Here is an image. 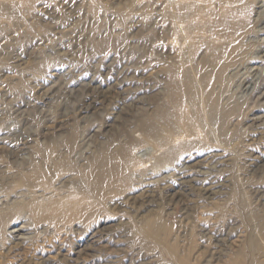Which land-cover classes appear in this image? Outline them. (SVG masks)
Listing matches in <instances>:
<instances>
[{"label": "rangeland", "instance_id": "rangeland-1", "mask_svg": "<svg viewBox=\"0 0 264 264\" xmlns=\"http://www.w3.org/2000/svg\"><path fill=\"white\" fill-rule=\"evenodd\" d=\"M57 140L48 191L17 197ZM0 147V264H264V0H0ZM104 148L123 177L77 193Z\"/></svg>", "mask_w": 264, "mask_h": 264}, {"label": "bare ground", "instance_id": "bare-ground-1", "mask_svg": "<svg viewBox=\"0 0 264 264\" xmlns=\"http://www.w3.org/2000/svg\"><path fill=\"white\" fill-rule=\"evenodd\" d=\"M263 2V1H262ZM214 53V52H213ZM218 59L216 57L213 56L210 58V60L206 63V65L203 67L204 70L207 73H213L214 70L216 69V65H217ZM225 70V69H224ZM224 70L222 69L221 71H219L218 74V79L223 78V74H224ZM248 70V69H247ZM257 70V69H256ZM170 71V77H171V81L168 80V82H171V86H170V90L168 93V96L170 97L172 103L175 106H178L179 101L183 98L184 93L189 90H196V83H194L193 79L191 78V76L189 74H186L183 79H180L179 73L176 70L175 67H173L172 69L169 70ZM212 71V72H211ZM190 73V72H189ZM169 74V73H168ZM219 81V80H218ZM185 90V91H184ZM101 92V91H100ZM122 94V93H121ZM213 92L210 91L208 93V97H207V105L210 108V110L212 111V109H216V100L214 97L212 96ZM125 98V97H124ZM154 98V97H153ZM123 100V99H122ZM139 100V99H138ZM141 100V99H140ZM148 100V99H147ZM124 101V100H123ZM144 101V100H143ZM154 101V100H153ZM193 101H195V98L193 99ZM139 102V101H138ZM135 103V102H134ZM132 103V104H134ZM143 103V102H141ZM133 107V106H132ZM143 108V107H142ZM171 111V110H170ZM161 112V111H160ZM171 112H161L160 113V118L159 120L161 121V123L166 126L171 128L172 127V115L170 114ZM214 114V113H213ZM157 118V116H156ZM155 119V118H154ZM258 119V118H257ZM158 120V121H159ZM260 120V119H259ZM258 120V121H259ZM255 121V120H254ZM155 122V121H154ZM257 122V121H256ZM157 124V123H156ZM144 128L146 130V132L149 135L155 136L158 138V127L155 126L154 124H152L151 121H147L144 124ZM82 138V137H81ZM88 138V137H87ZM16 139V138H15ZM64 139V137H63ZM76 134H72L68 139H66V141H64L65 145L68 147V149L70 150V152L72 153H77L78 149L85 145L87 139L85 137V140L82 139V143L83 144H79V146L77 145L76 142ZM52 148L50 149H43L40 150V155H41V160L40 162H31L32 163V171H30L31 169H29V171L25 172L23 174V176H21L18 180L16 185L23 189V192L21 193H14L17 194V197H29L32 195H35L37 193V190L39 189H44L45 192H43L44 194L46 193V189H48L50 183L52 182V172L50 171V169L46 168L47 164H52L53 161V155L56 153V149L58 147V140L52 142ZM63 143V142H62ZM88 143V142H87ZM88 145V144H87ZM48 146V145H47ZM61 146V145H60ZM1 148V147H0ZM84 148V147H83ZM22 150V149H21ZM83 150V149H82ZM14 153V152H13ZM119 153V152H118ZM124 152L123 150L121 151L120 154L114 155L112 154L109 149L104 148V150H102L98 155H96L93 159L92 162H90V167H89V171L88 173H86L85 177H86V181H84V183H81L77 186V193H87L89 195H95L98 193V189L101 188V186L103 185H107L109 184L110 180L114 177L116 178H121L123 177V164L125 165V159L124 158ZM19 158V157H18ZM24 158V157H23ZM130 158V157H129ZM34 159V158H33ZM26 160V159H25ZM127 160V159H126ZM60 162V161H59ZM124 162V163H123ZM63 164V163H62ZM196 164V163H195ZM200 164V163H199ZM56 165V164H55ZM202 165V164H201ZM48 166V165H47ZM59 170L64 171V170H68L69 168V164H63V165H58ZM85 167V166H84ZM186 167V166H185ZM200 167V166H199ZM50 168V167H49ZM54 168V167H53ZM197 167L196 166H191L187 169V171H184L182 173H187L184 174L183 177L181 178H185L187 176H190L192 174V171H195ZM202 168V167H201ZM204 168V167H203ZM202 168V169H203ZM57 169V168H56ZM199 169V168H198ZM52 170V168H51ZM70 170V169H69ZM202 174V173H201ZM179 179V178H178ZM186 180V179H185ZM193 181V180H192ZM183 186V185H182ZM17 188V187H16ZM212 188V187H211ZM208 189V188H207ZM205 189V190H207ZM20 190V189H19ZM25 190V191H24ZM43 190V191H44ZM209 190V189H208ZM147 191H150V189H148ZM13 192H17L14 191ZM209 192V191H207ZM212 192V191H211ZM27 193V194H25ZM41 193V192H40ZM11 194V193H10ZM13 194V195H14ZM214 194V193H212ZM30 198V197H29ZM48 200V199H47ZM83 200V199H82ZM80 201L79 203H75L72 204L70 202V204L68 206H62V205H49L51 203H48V205H42L41 203L38 202H30L31 204L27 203L26 205L23 204H17V210H20L22 208H28L29 210H31L33 212V214H37L39 209L42 207V209L45 210V216L47 218H49L50 222H56L54 221V217H52L51 215V211H53L54 209H58L60 211L63 210H70L71 212L73 211L74 213H78L81 214L84 212V210L88 207H86L87 205V201L85 202ZM3 201V200H2ZM2 201H0V203H3ZM14 202V201H13ZM25 202V201H24ZM69 202V201H68ZM67 202V203H68ZM8 203V202H7ZM29 204V205H28ZM89 204V203H88ZM11 205V204H10ZM14 205V204H13ZM22 205V206H20ZM16 209V208H15ZM14 209V210H15ZM25 210V209H24ZM21 211V210H20ZM23 211V210H22ZM11 212V211H10ZM30 212V211H29ZM30 212V213H32ZM70 212V214H71ZM44 216V218H45ZM58 222V221H57ZM1 228V226H0ZM150 228V226L148 227V229ZM21 230V229H20ZM21 236V235H20ZM240 264V263H239Z\"/></svg>", "mask_w": 264, "mask_h": 264}]
</instances>
